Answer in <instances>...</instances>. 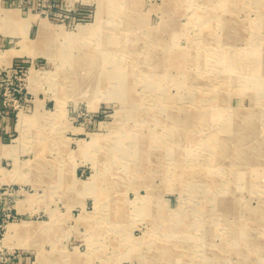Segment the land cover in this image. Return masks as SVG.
Here are the masks:
<instances>
[{
    "label": "rangeland",
    "instance_id": "rangeland-1",
    "mask_svg": "<svg viewBox=\"0 0 264 264\" xmlns=\"http://www.w3.org/2000/svg\"><path fill=\"white\" fill-rule=\"evenodd\" d=\"M11 47L0 264H264V0H0Z\"/></svg>",
    "mask_w": 264,
    "mask_h": 264
},
{
    "label": "bare ground",
    "instance_id": "bare-ground-1",
    "mask_svg": "<svg viewBox=\"0 0 264 264\" xmlns=\"http://www.w3.org/2000/svg\"><path fill=\"white\" fill-rule=\"evenodd\" d=\"M8 10H11V8H9ZM10 11L9 14H6L5 15V20H16L14 19L15 15L12 14V12ZM15 13V12H14ZM17 13V12H16ZM15 13V14H16ZM7 56H9L10 54H12V51L11 50H8L6 51L5 53ZM11 56V55H10ZM26 122V114H24L23 112H19L18 114V119H17V123H16V127L19 129V131L24 132V129L26 126L25 124ZM213 141V140H212ZM34 222L33 221H25L23 222L22 224H16V223H11L9 224V228H8V232H7V239H10L11 237L15 236V234L23 231V230H27V229H32V228H37V229H41V225H39L38 223V226H33ZM23 226V227H21Z\"/></svg>",
    "mask_w": 264,
    "mask_h": 264
},
{
    "label": "crops",
    "instance_id": "crops-1",
    "mask_svg": "<svg viewBox=\"0 0 264 264\" xmlns=\"http://www.w3.org/2000/svg\"><path fill=\"white\" fill-rule=\"evenodd\" d=\"M10 1V0H9ZM16 10H18L19 11V8L18 9H16ZM6 35L7 36H13V34H12V32L11 31H6ZM10 49H12V50H16L17 51V53H18V51H19V48H13V47H11V48H7V50L6 51H8V50H10ZM6 51L4 52H2L1 54H0V63H5V64H10L13 60H14V58L15 57H17V56H19V54L20 53H18V54H14V55H12V56H7L5 53H6Z\"/></svg>",
    "mask_w": 264,
    "mask_h": 264
}]
</instances>
